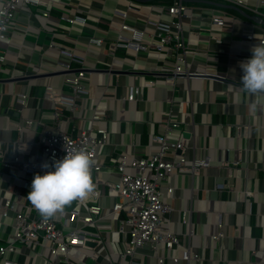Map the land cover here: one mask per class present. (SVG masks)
<instances>
[{"label": "built area", "instance_id": "2783aa9c", "mask_svg": "<svg viewBox=\"0 0 264 264\" xmlns=\"http://www.w3.org/2000/svg\"><path fill=\"white\" fill-rule=\"evenodd\" d=\"M112 1L111 8L109 0H0V74L7 72L14 83L27 80L30 89L36 86L33 81L47 78L39 99L52 105L53 117L51 125L40 119L22 118L35 97L29 92L12 93L17 106L10 110L20 116V137L10 143L0 138V264H24L19 259L23 256L39 260L40 264H141L137 255L147 248L159 264H165L167 258L175 263L201 259L199 253L183 245L180 233L165 227L166 218L175 209L169 201L175 189L173 178L195 174L209 166L205 159L189 165L183 123L171 114L163 121H150L162 131L156 133L153 127L144 155L122 154L116 165L119 180L110 181L99 175L104 168L99 150L107 144L110 132L98 123L106 117L98 113L91 118L79 117L84 126L74 125L69 131L64 126L65 112L79 111L82 106L77 101L91 95V86H97L96 74L115 78V89L122 75L133 77L127 95L120 99L126 101H138L144 89L156 88L161 80L175 87L180 79H227L208 70V59L193 68L200 52L192 42H201L202 35L194 21L207 17L208 36L219 43L223 38L214 35V27L234 37L237 23L251 25L260 31V42L264 44V0H256L255 5L248 0H224L252 12L262 20L258 23L246 21L228 8L196 0ZM22 14L27 15L28 23L19 20ZM32 20L42 23L35 26ZM18 24L25 28L22 42L30 35H35V42L46 36L47 50L57 53L48 60L51 65H45V59L37 68L31 62L25 69L18 67V61L9 63L8 49L3 46L13 45L10 33H16ZM86 29L91 33L87 34ZM254 30L240 34L253 41ZM140 59L141 66L137 64ZM99 64L107 68L102 70ZM45 66L49 74H45ZM61 73L63 81L57 86L51 80ZM109 86L105 85L106 90ZM104 98L100 93L99 99ZM73 117L69 121L75 122ZM28 132L36 133V139L28 140ZM82 149L91 157L92 192L83 200L71 202L67 205L70 208L65 206L54 217L44 218L27 198L34 175L46 171L41 168L44 162L51 165ZM243 193L249 204L255 192L246 185ZM182 222L186 228L190 226L188 211H184ZM225 226V214H221L212 234L216 243L227 237ZM186 231L189 238L194 236L191 228ZM178 247L183 248L182 254L172 255ZM161 248L167 254L160 255Z\"/></svg>", "mask_w": 264, "mask_h": 264}, {"label": "crops", "instance_id": "0c3cea01", "mask_svg": "<svg viewBox=\"0 0 264 264\" xmlns=\"http://www.w3.org/2000/svg\"><path fill=\"white\" fill-rule=\"evenodd\" d=\"M204 1L233 6L224 0L194 2L212 5ZM248 1L256 4V0ZM228 9L246 21L258 23L250 11L243 10L245 14H242ZM19 20L29 22L25 14L19 16ZM196 21L194 25L202 31V35L201 42H192L200 52L193 68H199L198 65L208 59V70L227 79H180L175 87L166 86L161 80L156 88L144 89L138 101H126L120 99L127 95V86L133 82V77L122 75L115 89V78L106 73L96 74L94 82L97 86H91L89 97L78 99L77 103L82 106L78 112L73 114L70 109L66 110L64 126L72 131L74 125L78 128L84 126L79 117L91 118L95 113L106 117L98 123L110 132L107 144L99 150L100 159L104 162L99 175L117 181L120 175L116 165L120 156L124 153L137 157L144 155L154 127L150 121H163L171 114L185 127L189 165L205 159L209 160V166L195 174L185 173L173 178L175 189L169 201L175 209L165 220V227L180 233L183 245L199 253L201 259L175 263L167 258L165 264H226V261L230 264H260L264 259V95H253L244 89L240 63L251 56L253 46L261 44V34L251 25L242 23L235 26L234 37L214 27V35L223 38V42L219 43L208 36L207 17ZM32 23L39 26L42 21L32 20ZM24 30V25H16V33H10L13 45L3 46L8 49L9 63L18 61V67L25 69L31 62L37 68L45 59V65H51L48 60L55 58L57 53L56 50H47L49 42L46 36H41V42H35V35H30L22 42ZM251 30L255 31L253 41L240 34ZM30 31L36 33V29ZM89 31L86 29L87 34L91 33ZM60 40L59 43L72 45V42ZM19 46L23 47L20 49ZM142 60L137 61L139 66L143 65ZM47 66L44 67L45 74H49ZM99 67L102 70L107 68L105 64H99ZM61 74L51 80L57 86L62 84ZM48 81L47 78H39L32 82L36 86L30 89L27 80L14 83L9 81L7 72L0 74V138L10 143L20 137V116L10 110L11 106H17L14 92H29L35 97L30 107L23 111L22 118L40 119L46 125L53 123L52 105L39 99ZM106 84H110L107 90ZM100 93L105 97L103 101L99 99ZM73 116L76 117L75 122L69 121ZM154 130L156 133L162 131L158 124H155ZM26 137L34 140L36 133L28 132ZM222 185L226 188H221ZM246 185L255 192L253 197H249V204L242 197ZM184 211H188L190 226L187 228L182 222ZM221 214H225L228 235L221 243H216L212 234L217 230ZM188 228L194 231L191 238L186 236ZM182 251L183 248L178 247L171 254L181 255ZM159 253L167 254L164 248ZM19 259L24 264H40L39 260L29 257ZM137 259L141 264H159L149 248L137 255Z\"/></svg>", "mask_w": 264, "mask_h": 264}, {"label": "clouds", "instance_id": "9594fccd", "mask_svg": "<svg viewBox=\"0 0 264 264\" xmlns=\"http://www.w3.org/2000/svg\"><path fill=\"white\" fill-rule=\"evenodd\" d=\"M251 56L240 63L244 89L253 95H264V44L252 47ZM43 174L31 182L28 200L44 218L54 217L75 200H83L93 190L91 157L86 150L66 154L51 165L44 162Z\"/></svg>", "mask_w": 264, "mask_h": 264}, {"label": "water", "instance_id": "95a60500", "mask_svg": "<svg viewBox=\"0 0 264 264\" xmlns=\"http://www.w3.org/2000/svg\"><path fill=\"white\" fill-rule=\"evenodd\" d=\"M197 1H200V0H196V2ZM204 2H206V3H212V4L214 3V4H217V5L223 6V7L232 8V9H235L236 11H238L239 13L245 14V12L241 8H239V7H235V6H225L223 4H219V3H216V2H209V1H204ZM257 21L258 22H262V20L260 18H257ZM218 79H220V78H218Z\"/></svg>", "mask_w": 264, "mask_h": 264}, {"label": "rangeland", "instance_id": "374dc122", "mask_svg": "<svg viewBox=\"0 0 264 264\" xmlns=\"http://www.w3.org/2000/svg\"><path fill=\"white\" fill-rule=\"evenodd\" d=\"M108 7H113V3H112V0H109V2H108ZM196 20L194 21V24H196ZM67 208H70L69 206H67Z\"/></svg>", "mask_w": 264, "mask_h": 264}]
</instances>
